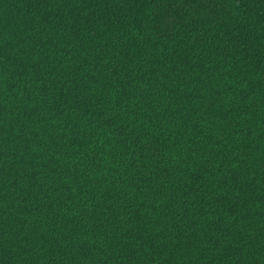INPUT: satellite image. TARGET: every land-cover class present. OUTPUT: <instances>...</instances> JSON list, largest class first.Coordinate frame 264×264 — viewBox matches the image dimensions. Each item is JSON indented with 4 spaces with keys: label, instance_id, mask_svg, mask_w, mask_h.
<instances>
[{
    "label": "trees",
    "instance_id": "1",
    "mask_svg": "<svg viewBox=\"0 0 264 264\" xmlns=\"http://www.w3.org/2000/svg\"><path fill=\"white\" fill-rule=\"evenodd\" d=\"M0 264H264V0H0Z\"/></svg>",
    "mask_w": 264,
    "mask_h": 264
}]
</instances>
